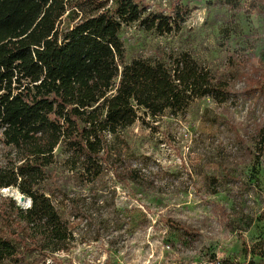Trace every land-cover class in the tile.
<instances>
[{"label": "rangeland", "instance_id": "rangeland-1", "mask_svg": "<svg viewBox=\"0 0 264 264\" xmlns=\"http://www.w3.org/2000/svg\"><path fill=\"white\" fill-rule=\"evenodd\" d=\"M143 1L164 13L175 5L184 21L165 34L122 25L124 61L187 51L227 81L232 96L195 99L175 116L140 114L106 135L118 175L108 165L89 184L66 169L57 148L47 187L72 239L51 255L26 252L20 264L259 260L242 247L264 238V98L249 96L264 87V0ZM132 168L135 181L116 177Z\"/></svg>", "mask_w": 264, "mask_h": 264}, {"label": "trees", "instance_id": "trees-1", "mask_svg": "<svg viewBox=\"0 0 264 264\" xmlns=\"http://www.w3.org/2000/svg\"><path fill=\"white\" fill-rule=\"evenodd\" d=\"M183 21L175 5L164 13L143 0H0V264L66 250L72 239L47 187L57 148L66 169L89 184L108 165L118 175L106 135L140 114L175 116L195 99L232 96L228 82L187 51L124 61L122 25L165 34ZM249 96L264 98V87ZM121 173L119 180L140 175ZM242 251L259 259L246 264H264V238Z\"/></svg>", "mask_w": 264, "mask_h": 264}, {"label": "built area", "instance_id": "built-area-1", "mask_svg": "<svg viewBox=\"0 0 264 264\" xmlns=\"http://www.w3.org/2000/svg\"><path fill=\"white\" fill-rule=\"evenodd\" d=\"M22 203H26V206H29V200L25 199ZM204 264H223L222 260H220L219 258H214L208 262H205Z\"/></svg>", "mask_w": 264, "mask_h": 264}, {"label": "water", "instance_id": "water-1", "mask_svg": "<svg viewBox=\"0 0 264 264\" xmlns=\"http://www.w3.org/2000/svg\"><path fill=\"white\" fill-rule=\"evenodd\" d=\"M24 200H25V198L22 195H19L18 196V201L19 202H23Z\"/></svg>", "mask_w": 264, "mask_h": 264}]
</instances>
